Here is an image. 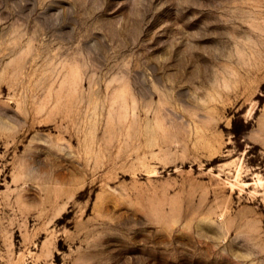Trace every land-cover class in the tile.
Returning <instances> with one entry per match:
<instances>
[{"label": "rangeland", "instance_id": "1", "mask_svg": "<svg viewBox=\"0 0 264 264\" xmlns=\"http://www.w3.org/2000/svg\"><path fill=\"white\" fill-rule=\"evenodd\" d=\"M0 264H264V0H0Z\"/></svg>", "mask_w": 264, "mask_h": 264}]
</instances>
